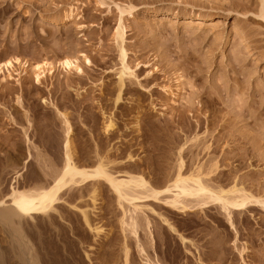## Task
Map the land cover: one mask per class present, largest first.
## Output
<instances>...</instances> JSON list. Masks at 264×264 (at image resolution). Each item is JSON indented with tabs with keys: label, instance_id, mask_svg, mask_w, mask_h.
<instances>
[{
	"label": "rangeland",
	"instance_id": "rangeland-1",
	"mask_svg": "<svg viewBox=\"0 0 264 264\" xmlns=\"http://www.w3.org/2000/svg\"><path fill=\"white\" fill-rule=\"evenodd\" d=\"M261 1L0 0V201L12 187L53 183L69 126L76 166L102 161L118 180L147 182L123 188L124 198L102 180L59 194L56 224L79 234L68 233L79 264H264ZM42 64L51 71L36 83L31 68ZM179 171L253 203L237 212L200 194L170 205ZM40 218L28 229L40 223L48 246L56 236ZM8 230L6 263L22 264Z\"/></svg>",
	"mask_w": 264,
	"mask_h": 264
},
{
	"label": "bare ground",
	"instance_id": "bare-ground-1",
	"mask_svg": "<svg viewBox=\"0 0 264 264\" xmlns=\"http://www.w3.org/2000/svg\"><path fill=\"white\" fill-rule=\"evenodd\" d=\"M117 8L119 10L120 15L124 11L126 13L131 14V12H133V10H134L133 9L131 11L132 8H130V7L125 8L124 6L123 7L117 6ZM133 8H137V7L134 6ZM260 11L263 12L262 14L264 16V0L261 1V10ZM116 33H117V36L120 39H122L123 27L119 25L116 29ZM121 55L123 57V53ZM1 65H3V64H1ZM4 65L8 69V67L12 66V63L10 61H8V62H5ZM24 65H25V63H24ZM61 65L65 69L74 68L77 71L80 70L78 65L75 64L70 59L63 60L61 62ZM26 67H28V64ZM26 67L24 68V71H26ZM31 70H32L33 78H34L35 82L38 83V82H40L41 77L45 75L46 71H49V72L51 71V68L48 69L44 66V64H42V65L32 66ZM122 82H123L122 74H120L119 81H118L119 90H118V93H117V96L115 99L116 101L118 99H120V90L122 87ZM65 122L67 124L66 120H65ZM111 124L112 123L109 120V122L105 125V127H106L105 129L110 128ZM65 132H66L65 133L66 138L63 142V149H64V153H65V155H64V158H65L64 159L65 160L64 166L62 167L60 175L58 177L56 176V178L53 177V178H55L53 183L51 185H49V187H47V188H42V189H37V190L33 189L32 191L31 190L30 191H20V190H16L15 188L12 187V191L10 194L11 198L9 200L10 203L8 202L6 204L4 201H0V227L2 229H5L6 231L9 229L8 231L11 234L10 238L12 239V242H11L10 248H8V249H10V253L12 254V256L14 255V256H16V258L18 257L22 261L21 262L22 264H79L76 261V259H74L75 256L72 255V252L70 250V247L73 248V246H74L73 242H72L73 236L69 235L71 233H69L70 231L68 232V230L65 227H63L64 225H62V227L61 226L58 227L57 226L58 224H56V222L57 221L59 222V220L60 221L65 220L64 219L65 217H63V211L60 210V212H58V210L56 209L58 207L55 208V204L57 201H59L58 200L59 194L67 187V185L70 182H73V184H74V181L76 180L75 183L84 184V183H87L90 181H98V180L101 181L102 180V181H105L108 183V185L112 188V190L117 194V196L119 198H124L127 196V195L123 196L124 194H127V192L125 190H123V188L127 189V187L130 188L131 186H133L135 188L142 187V186H145L147 183L141 177H139L138 179L130 178L128 180H118L106 172L105 167H104L105 164L103 163L104 164L103 165L101 163L102 161L99 162L100 160L98 161L99 163L97 162L98 164L94 165L92 168H89V167L88 168H85V167L80 168V167L76 166L72 160V157H71L72 154H70L71 146H70V141L68 138L69 133H70V127L69 126H67ZM179 162H182V160H179ZM178 167H179V163H178ZM177 169L180 170V168H177ZM197 172H198V170H197ZM179 173H180V171L178 172V174L176 173L177 175H175L176 176V177H174L175 179L172 180L173 183L171 182L172 187H174L177 190V192L174 194V198L170 202V205L172 204L174 206V204L178 201L177 198L180 196H189V197L196 196L197 197L200 194H202V195L206 194L205 196H208V198H207L208 200L219 202L221 204L222 208L227 209L228 206H231L233 209L237 210V212L238 211L240 212V210L247 208L248 205L253 203V202L252 203L250 202L249 196H246V195H239L238 194L234 197H230L229 193H233V194L238 193L237 190L234 188L230 189V190L228 189L227 191H225V190H220V191L219 190L218 191L213 190L212 191V189H210L206 185L202 184V182L200 181V175L199 174H195V175H199V176L192 175V176H189V178H186L187 176L182 178V176ZM190 181L192 182V185H189L191 183ZM187 182L189 184H187ZM166 190H168V189H166ZM155 194H153V190H152V195L155 196ZM206 203H207V200L206 201L204 200L201 203H198L199 204L198 206L201 205V207H203L202 204H206ZM53 212L54 213L57 212V213L54 214ZM34 215L41 216V218L39 219V222L47 223L48 228H50V229H52V231H54L53 235L56 236V239H55L56 241L49 242L50 245L48 244V246L45 245L43 238H42L43 232L41 233L40 223L39 224L38 223L33 224V226H34V229H32L33 231H31V229L30 230L28 229L29 224H28L27 219L29 220V218H33ZM33 220H35V218ZM65 223H67V221ZM69 229H72V228H69ZM77 230H78V228H77ZM71 231H73V230H71ZM74 231H75V229H74ZM133 233L136 235V231H134ZM71 235H74V237H76L79 234L75 233V234H71ZM30 237L34 238V242L32 241L31 246H29V244L27 243L30 241V239H31ZM74 239H76V241H77V238H74ZM78 240H79L78 241V243H79L80 239H78ZM181 240H182V238H181ZM71 245H73V246H71ZM50 246L54 250V251H52L53 252L52 257L48 256L49 252L51 250ZM142 250L143 249L140 248L141 252H142ZM6 253H5V250H4V248H2L1 243H0V264H7L6 263V260H7L6 259ZM124 254H125L124 257H126L127 251ZM76 256H78V255H76ZM11 258L13 259V257H11ZM125 259H124V263L127 262L126 260L128 258L126 260ZM80 264H81V262H80Z\"/></svg>",
	"mask_w": 264,
	"mask_h": 264
}]
</instances>
